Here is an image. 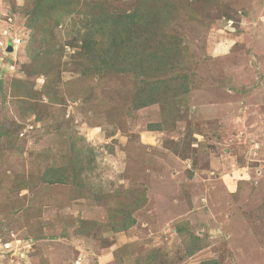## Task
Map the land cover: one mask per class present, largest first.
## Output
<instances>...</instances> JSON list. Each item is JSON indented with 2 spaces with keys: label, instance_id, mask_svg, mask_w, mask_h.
<instances>
[{
  "label": "rangeland",
  "instance_id": "obj_1",
  "mask_svg": "<svg viewBox=\"0 0 264 264\" xmlns=\"http://www.w3.org/2000/svg\"><path fill=\"white\" fill-rule=\"evenodd\" d=\"M33 1L0 0V264H264V0H62L30 43ZM137 6L139 76L96 74ZM177 43L186 103L136 109Z\"/></svg>",
  "mask_w": 264,
  "mask_h": 264
},
{
  "label": "trees",
  "instance_id": "obj_2",
  "mask_svg": "<svg viewBox=\"0 0 264 264\" xmlns=\"http://www.w3.org/2000/svg\"><path fill=\"white\" fill-rule=\"evenodd\" d=\"M61 2L62 0L33 1L31 10L26 13L25 24L27 29L30 30V43H33L39 35V29L42 27L41 23L44 21L41 18L45 17V14L50 15L49 12L52 14V18H55L56 13H59L61 10V4L63 3ZM145 14H147L146 9L143 6H137L136 12L121 17L116 26L111 28L109 26L104 27L101 30L100 37L104 39L105 47L100 48L101 46L96 44L94 38L86 39L79 54L80 60L97 62L94 72L98 75L100 73L112 74L127 70L139 76L136 71L138 68L137 63H144V44H146L145 42H147L148 37L146 30L142 29L145 23L142 24L140 18L144 17ZM52 21H54V24L58 23L57 20L52 19ZM151 24H153V21ZM163 57H167L168 59ZM182 58L183 54L178 49L177 43L165 52H161L160 57L154 56L152 61L147 59L151 62V65L154 62L165 64L167 60H172V71L161 80L153 82L141 80V82H136L134 98L132 100V104L136 109H142L160 101H167L168 99L186 103L190 82L186 75L180 76V74L174 73L175 62L181 61ZM159 68L160 66L158 65L156 70L159 71ZM3 131L4 128L3 130L0 129V141L2 138L12 137V134H9V130ZM46 172V181H54V183H58L66 176L65 173L64 175L61 174L63 172L59 169L54 170L51 168ZM211 264L214 263L211 262Z\"/></svg>",
  "mask_w": 264,
  "mask_h": 264
}]
</instances>
